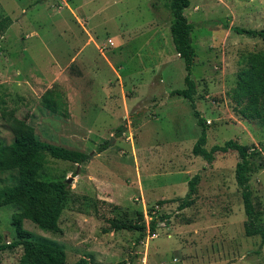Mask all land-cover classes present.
I'll list each match as a JSON object with an SVG mask.
<instances>
[{
	"label": "rangeland",
	"instance_id": "rangeland-1",
	"mask_svg": "<svg viewBox=\"0 0 264 264\" xmlns=\"http://www.w3.org/2000/svg\"><path fill=\"white\" fill-rule=\"evenodd\" d=\"M184 14L194 25L191 77L205 149L229 140L260 148L264 122L241 117L233 94L246 56L264 51V41L233 28L264 29V0H190ZM6 17L13 24L0 35V96L41 140L87 156L75 164L46 154L41 179L71 180L70 198L61 233L24 222L34 240L63 248L68 264H264L261 238L245 234L238 153L195 155L202 126L191 103L171 95L186 88L187 72L172 41L168 0H0V21ZM49 89L64 94L68 117L43 108ZM12 141L0 118V143ZM258 164L249 184L264 226ZM196 174V200L179 211ZM18 182L17 171L0 172V188ZM17 211L0 209V245L16 240ZM139 213L147 226L158 221L140 244V232L111 229V220L136 221ZM22 253L1 251L0 264H17Z\"/></svg>",
	"mask_w": 264,
	"mask_h": 264
},
{
	"label": "trees",
	"instance_id": "trees-1",
	"mask_svg": "<svg viewBox=\"0 0 264 264\" xmlns=\"http://www.w3.org/2000/svg\"><path fill=\"white\" fill-rule=\"evenodd\" d=\"M168 5L173 17L170 26L172 41L177 54L185 63L187 72L186 88L176 89L171 95L188 100L197 123L202 126L201 136L193 147V153L206 155L209 158L219 152L236 151L238 153L240 161L236 165L235 179L242 191L247 216L244 225L245 234L248 237L259 236L264 245V226L258 219L249 184V176L256 162L259 161L258 168H264V142L260 148H256L229 140L222 146L214 145L210 151L205 149L206 124L196 109L197 85L191 77L195 59V49L191 42L194 25L184 14L190 5V0H168ZM12 24L13 21L9 17L2 19L0 35H3ZM233 30L239 35L260 38L264 41V29L250 30L234 27ZM245 62L246 67L239 72L238 83L233 94V100L238 107L237 113L245 119L264 122V51L249 53ZM41 104L44 109L59 117L66 118L69 115L67 101L59 90L46 91ZM0 118L13 136L10 144L0 143V172L17 171L19 177L17 185L0 188V209L6 206H15L18 209L12 215V226L15 228L17 238L9 244L0 245V252L21 247L23 253L17 264H68V255L63 248L34 240L32 233L24 228V222H31L45 233H61L59 220L70 198V190L67 180L47 182L41 179L46 165V154L53 159L75 164L85 162L87 156L81 151L41 140L35 127L26 119L17 117L4 96H0ZM200 180V175L196 174L188 182L189 190L186 197L179 200V211L190 208L194 204ZM172 201H160L159 204ZM138 216L136 221L113 219L110 221L111 229L140 232L136 241L140 244L145 237L156 234L158 221L153 219L147 226L142 222V213ZM165 218L168 219L162 216L160 222ZM72 264H90V261L87 258H80Z\"/></svg>",
	"mask_w": 264,
	"mask_h": 264
},
{
	"label": "water",
	"instance_id": "water-1",
	"mask_svg": "<svg viewBox=\"0 0 264 264\" xmlns=\"http://www.w3.org/2000/svg\"><path fill=\"white\" fill-rule=\"evenodd\" d=\"M67 183L70 184V183H71V180L68 179V180H67Z\"/></svg>",
	"mask_w": 264,
	"mask_h": 264
}]
</instances>
